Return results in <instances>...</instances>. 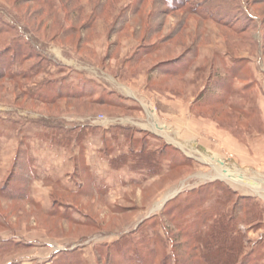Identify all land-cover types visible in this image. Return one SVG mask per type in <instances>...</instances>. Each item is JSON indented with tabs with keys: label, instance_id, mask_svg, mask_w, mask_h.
<instances>
[{
	"label": "rangeland",
	"instance_id": "374dc122",
	"mask_svg": "<svg viewBox=\"0 0 264 264\" xmlns=\"http://www.w3.org/2000/svg\"><path fill=\"white\" fill-rule=\"evenodd\" d=\"M0 113L2 142L20 144L0 161V264H220L219 242L231 264H264V0H0ZM135 115L162 133L140 138L160 145L145 175L109 186L77 146L62 186L78 190L45 182L48 199L37 181L29 199L32 143Z\"/></svg>",
	"mask_w": 264,
	"mask_h": 264
},
{
	"label": "crops",
	"instance_id": "0c3cea01",
	"mask_svg": "<svg viewBox=\"0 0 264 264\" xmlns=\"http://www.w3.org/2000/svg\"><path fill=\"white\" fill-rule=\"evenodd\" d=\"M119 86L121 87V89H123V91L126 94L128 92L134 93L132 90V88L134 89L133 86H127L122 84L121 85L119 84ZM120 97L121 98H119L120 99L119 103H122L125 106V108H127V110H137V112L145 114L147 116V119L151 120L150 123H148V125L144 124L147 126V128H149L148 126L152 128L151 125L157 124L156 126L158 129L164 130L163 128L164 126L161 127L159 126L160 124L156 122L158 119L157 111L151 110L148 107L146 109L144 103H142V105L144 106L141 107L142 109H140V107L139 109H135V107H138L135 103L139 101V98H137L135 94L120 95ZM129 100H130L129 103L133 104V106L129 105L128 103ZM131 101L134 102L132 103ZM104 103L106 102L101 100V104ZM112 104H116V103L113 102ZM181 106H182L181 103L174 104V107L179 109ZM4 117L5 116H3L2 113H0V135H5L6 129L5 126H3L2 124L4 122L3 121ZM86 117L88 116L81 115L78 118L82 119ZM123 117H126L124 123L115 121V119H118L117 116L116 117L105 116L102 119L96 117V120L92 124L91 123L83 124L78 122L75 123L70 121L74 119H69V122L61 125V130L66 131L67 133V139H64L63 141L62 140L59 141L57 139H59L60 137L57 136L56 132H53L54 137L53 136L49 137L47 134L45 135V137H43L42 139L43 141L41 139L40 140L38 139V141H36L37 144L32 143L31 147H29L30 146L29 145L27 152L36 163V168L38 173V176L35 178L36 180L32 181L31 187L28 188L29 199L36 200L38 202V199L33 196V193L34 192L36 193L38 189V187H35V182L37 181H40L44 188L49 189L47 191L48 199L52 198L51 192L53 187H48L45 182H48L53 186L60 185L61 187L63 184H67V183L70 186L68 178L65 179L64 177L70 174L71 169L75 168L74 166L77 165V161H80L81 157L83 156L85 157L84 160L88 165L92 166L97 172L106 174L105 181L106 182L108 181L109 186H112V184L113 185L116 184L118 177H122L123 175H126L128 177L127 180L128 179L136 180L137 176L145 175V172L149 170L151 165L150 164L151 160L149 159L150 158L149 155H151V153H154L155 155L156 153L155 149L160 148V145L155 144L153 146L148 145L146 147L144 146L143 141L141 142L140 138H142L141 137L142 135H145L143 131L148 130L146 133H149L151 135L153 133L155 134L159 133L157 132L158 129L156 131L155 129L154 130L151 129L152 132L150 131V129L144 130V128L146 127L140 124L141 122L139 121L135 122L134 120L131 121V119H140L141 116L135 115V116H123ZM46 119H50V118H46ZM128 122L136 123L138 124L139 127L134 125H127ZM17 125L13 124V127L17 128ZM46 131L47 129L45 130V132ZM18 133L19 130L17 128L16 138ZM133 133L135 134L134 140L132 135ZM166 133L167 131L163 132L164 135H166ZM69 134L74 135V140L76 141V144L72 142V138L69 137ZM48 137L50 139V142L47 143L45 142V140L47 141ZM172 144L177 145L176 143H172ZM18 145L20 144H17V142L12 144L11 146L8 144L6 145V143L2 142V139L0 137V161H2L3 157H5L4 156L5 152H8L7 155H9L10 158V152L11 154L15 153L18 149L17 147ZM77 146L81 148V152H84L83 156L80 154V150H76ZM88 148L93 150V152L90 151L88 152L87 151ZM71 150L74 151L71 152ZM153 162L155 163V160H153ZM157 163L160 164V160H158ZM42 171L43 174L45 173L44 176H41ZM62 188L67 191L75 190V188L69 189L63 186ZM76 190H78V187H76ZM97 190L99 191V189ZM97 190H94L95 194H99ZM41 204L42 207H45L44 203ZM53 209H54L53 203L51 202V209L44 211L49 213L52 212ZM83 255L85 256L86 254L84 253ZM85 257L88 259L87 256ZM91 259L95 262L96 256L90 255L89 260Z\"/></svg>",
	"mask_w": 264,
	"mask_h": 264
},
{
	"label": "trees",
	"instance_id": "16d2710c",
	"mask_svg": "<svg viewBox=\"0 0 264 264\" xmlns=\"http://www.w3.org/2000/svg\"><path fill=\"white\" fill-rule=\"evenodd\" d=\"M63 88L64 89H67V87H65V86H63ZM67 90H69V89H67ZM66 90V91H67ZM67 93V92H66ZM62 94H64V95H62V96H66V95H68V94H71V93H67V94H65V92H63ZM29 97L30 98H32V96H30L29 95ZM43 97V99H48V97H46L45 95L44 96H42ZM103 101H105V100H103ZM12 174H14V173H12ZM12 178V175L9 177V179H11ZM6 185H7V182L5 183ZM5 184L3 185L4 187H5ZM212 185V187H210V188H215L216 187V184H211ZM4 187L3 188H1V191L3 192V189H4ZM7 187H9V190L13 193L14 191H16V190H19L18 188L16 189V188H14V187H11V186H7ZM206 188H208V187H206ZM225 190H223V192L224 193H229L230 192V190L229 189H227V188H224ZM17 192V191H16ZM4 193V192H3ZM22 193H23V198H27V194H26V192L25 191H22ZM5 194V196H7V198H15L14 196H11V195H8V194H6V193H4ZM244 198H247V197H244ZM248 198H250V197H248ZM228 236H229V234H228ZM233 236L234 235H232L231 234V232H230V236L228 237V239H227V241H230L229 243L231 244V246L232 247H235V246H237V247H242V239H241V237H239V239L237 240H235V239H233ZM199 239H200V234H199V237H198ZM206 240H207V238H205L204 239V242H203V245H205V243H206ZM208 245H210V244H208ZM226 244L225 243H223V242H219V244L217 245V248H216V251L215 252H208L207 254H206V257H210V256H214L215 258H219L220 260H219V262L218 263H220V264H231V261H230V259L231 258H233V256L235 255V254H233V253H235V251H232L231 252V254L230 253H227V252H224V251H226V250H229V249H226L224 246H225ZM241 250V249H240ZM221 257L223 258V262H221ZM238 264V263H237Z\"/></svg>",
	"mask_w": 264,
	"mask_h": 264
}]
</instances>
